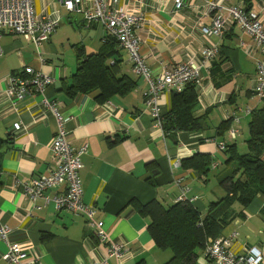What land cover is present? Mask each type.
Returning <instances> with one entry per match:
<instances>
[{
  "label": "crops",
  "instance_id": "1",
  "mask_svg": "<svg viewBox=\"0 0 264 264\" xmlns=\"http://www.w3.org/2000/svg\"><path fill=\"white\" fill-rule=\"evenodd\" d=\"M206 1L186 0L183 8L176 9L172 0H117L118 5L144 17L136 34L153 76L181 61L198 59L206 45H217V55L202 66L196 84L194 116H205L203 130L174 133L154 127L144 103L147 83L132 72L126 51L119 45L118 53L108 62L117 78L127 75L133 81L132 89L102 102L97 99L98 89L71 94L67 87L81 61L102 50L106 34L101 24L87 23L82 12L68 10L60 0H34L40 16L58 19L55 33L39 47L23 34L4 33L1 38L2 92L7 87L6 76L25 65L51 75L55 80L43 95L62 115L70 145L74 149L87 146L80 168L83 200L95 207V218L103 221L112 239L126 242L123 257H109L107 264H137L141 260L163 264L170 259L172 252L155 245L147 229L149 219L138 213L134 204L152 199L173 204L182 189L186 199L204 214L211 201L225 195L221 182L235 167L226 162L227 147L220 150L218 142L235 143L240 153L247 151L251 114L242 110H256L264 104L253 93L256 64L262 54L238 24L232 23L221 37L202 36L194 30L197 23H211ZM215 1L223 15L232 6H244L264 23V0ZM173 90L160 97L164 113L171 109ZM232 116H238L239 121ZM228 118V128L222 129ZM17 122L26 130L15 133L12 127ZM57 128L55 113L41 103L40 95L19 99L0 94V221L10 228L8 240L27 246L30 255L38 257L36 264H97L106 245L92 233L82 215L56 210L53 202L45 204L41 198L34 204L22 190L23 183L54 169L49 144ZM230 128L237 130L234 139L228 134ZM196 154L212 159L206 175L181 164ZM63 189L64 185L46 194L53 196ZM263 206L262 193L245 208L234 205L239 214L222 235L237 231L232 240L236 253L256 247L264 257ZM6 249L5 241L0 240V264H10L4 258ZM195 264L211 261L202 252Z\"/></svg>",
  "mask_w": 264,
  "mask_h": 264
},
{
  "label": "built area",
  "instance_id": "2",
  "mask_svg": "<svg viewBox=\"0 0 264 264\" xmlns=\"http://www.w3.org/2000/svg\"><path fill=\"white\" fill-rule=\"evenodd\" d=\"M70 11L82 12L84 21L89 24L99 23L103 26L106 36L115 38L122 47L131 62V70L134 74L142 76L147 83L145 91V106L149 110L154 127H162L163 110L159 102L163 93L171 89L181 91L186 83L198 84L201 79L202 66L214 58L218 53L215 44L206 45L200 51L198 59H189L179 62L169 70H163L153 76L149 66L145 63L140 51V38L136 34V28L144 20L142 13H133L117 4L108 5L106 0H60ZM176 9L185 6L186 0H172ZM207 12L211 15V23L204 25L197 23L194 30L203 35H215L221 37L232 24L239 27L251 36L262 54L257 61V80L253 93L259 99L264 98V23L257 13L244 6H232L228 14L223 15L215 0H207ZM58 19L50 16L42 17L35 9L34 0H0V57L3 55L1 38L4 33L26 35L36 47L42 42L48 41L55 33ZM7 87L2 90L5 96L23 98L25 96L40 95L41 103L51 109L57 119L58 128L53 136L49 148L55 163L54 169L48 174H41L31 181L22 184V190L29 200L35 204L37 199H43L45 204L53 202L56 210L79 214L85 218L86 225L98 240L106 245L103 259L97 264H107L109 257L120 260L126 250V242L122 239H112L101 220L95 218V207L83 200V188L80 179L81 155L86 151V145L80 149H74L67 137L64 128L63 117L59 110L44 95L46 86L54 82V77L42 73L29 65L23 70L6 76ZM244 113L251 112L250 107L242 110ZM232 120L239 121L238 116H232ZM12 130L15 133L25 131L21 123H14ZM229 136L234 139L237 130L230 128ZM212 141V139H207ZM218 148L224 150L225 143L218 142ZM180 182L182 178L178 179ZM61 192L49 196L46 191L52 188H60ZM184 192L179 191L174 201H185ZM40 207V206H39ZM10 228L0 221V240L7 245L4 258L10 264H36L38 257L31 256L27 246L18 242H10L8 234ZM234 230L227 235H219L213 241L206 244L204 256L211 264H262L263 253L256 247L246 249L244 253H236L232 247V240L237 236Z\"/></svg>",
  "mask_w": 264,
  "mask_h": 264
},
{
  "label": "trees",
  "instance_id": "3",
  "mask_svg": "<svg viewBox=\"0 0 264 264\" xmlns=\"http://www.w3.org/2000/svg\"><path fill=\"white\" fill-rule=\"evenodd\" d=\"M117 45L115 38L105 36L102 50L81 61L68 91L75 95L98 89L97 99L102 102L117 93L126 94L131 90L133 81L127 75L117 78L114 66L108 62L118 53ZM170 101L171 109L162 117L164 131L175 133L205 128V116H194L198 105L195 82L186 83L181 91L173 90ZM250 114L247 151L240 153L235 143L225 145L226 162L235 167L221 182L225 195L211 201L204 214L188 200L166 205L152 199L144 204H134L137 212L149 219L147 229L155 245L172 252L171 258L163 264H195L206 244L222 235V230L238 216L234 205L245 208L256 194H264V104ZM229 122L231 118L221 124L222 129H227ZM211 162L210 156L196 154L181 164L206 175ZM261 214L264 216V206ZM137 264L146 263L141 260Z\"/></svg>",
  "mask_w": 264,
  "mask_h": 264
},
{
  "label": "rangeland",
  "instance_id": "4",
  "mask_svg": "<svg viewBox=\"0 0 264 264\" xmlns=\"http://www.w3.org/2000/svg\"><path fill=\"white\" fill-rule=\"evenodd\" d=\"M263 156H264V154H263Z\"/></svg>",
  "mask_w": 264,
  "mask_h": 264
}]
</instances>
